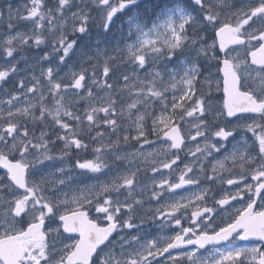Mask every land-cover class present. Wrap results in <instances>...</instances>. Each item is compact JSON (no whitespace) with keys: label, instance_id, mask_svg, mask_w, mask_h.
<instances>
[{"label":"snow or ice","instance_id":"obj_1","mask_svg":"<svg viewBox=\"0 0 264 264\" xmlns=\"http://www.w3.org/2000/svg\"><path fill=\"white\" fill-rule=\"evenodd\" d=\"M0 264H264V0H0Z\"/></svg>","mask_w":264,"mask_h":264},{"label":"rangeland","instance_id":"obj_2","mask_svg":"<svg viewBox=\"0 0 264 264\" xmlns=\"http://www.w3.org/2000/svg\"><path fill=\"white\" fill-rule=\"evenodd\" d=\"M15 2H16V3H19V2H21V0H15Z\"/></svg>","mask_w":264,"mask_h":264},{"label":"flooded vegetation","instance_id":"obj_3","mask_svg":"<svg viewBox=\"0 0 264 264\" xmlns=\"http://www.w3.org/2000/svg\"><path fill=\"white\" fill-rule=\"evenodd\" d=\"M237 207H240V205H237Z\"/></svg>","mask_w":264,"mask_h":264}]
</instances>
